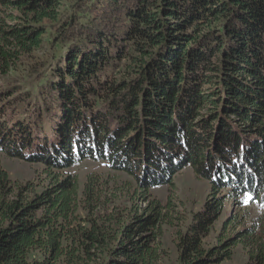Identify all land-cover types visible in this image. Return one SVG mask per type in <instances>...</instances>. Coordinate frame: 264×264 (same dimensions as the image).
I'll return each mask as SVG.
<instances>
[{"label": "trees", "instance_id": "1", "mask_svg": "<svg viewBox=\"0 0 264 264\" xmlns=\"http://www.w3.org/2000/svg\"><path fill=\"white\" fill-rule=\"evenodd\" d=\"M76 2L0 0L1 74L58 30L32 112L0 109V152L44 170L20 183L0 167V264H159L170 215L151 190L188 166L213 193L177 264L231 259L255 235L241 216L223 225L235 236L205 240L227 202L264 204V0ZM249 247L246 264H264V244Z\"/></svg>", "mask_w": 264, "mask_h": 264}, {"label": "rangeland", "instance_id": "2", "mask_svg": "<svg viewBox=\"0 0 264 264\" xmlns=\"http://www.w3.org/2000/svg\"><path fill=\"white\" fill-rule=\"evenodd\" d=\"M77 0H62V7L66 11H71ZM57 29V28H56ZM53 28L51 33L46 36L49 42L36 52L35 56L27 59L16 70L8 75L0 73V109L12 110L14 106L24 104L15 113L16 119L25 118L26 114L32 112L35 99L38 97V89L32 84L49 73V69L56 66L55 53L58 52V45H55L58 30ZM33 92V97L28 94ZM40 95V94H39ZM0 167L7 170L13 180L20 183L32 181L38 183L44 177L43 167L39 164H31L19 159L9 158L0 152ZM97 164L86 162L74 168L78 173L79 180L83 185L89 173L97 171ZM106 172V171H104ZM120 180H128L124 175L118 176ZM213 189L209 180L198 176L195 170L188 166L173 177V183L166 186L152 188V198L159 199L168 206L167 213L170 215L168 223L164 226V237L162 248L166 258H162L159 264H177V242L179 234L193 222L194 215L205 205L206 201L212 196ZM121 198H123L121 194ZM123 205L124 200H119ZM249 206L243 209L235 206L231 201L227 202L226 210L222 218L214 225L212 233L206 238L205 243L208 247L219 243V236L226 233L227 236H235L237 230L232 225L229 230L223 226L233 215L240 217L242 225L239 229L254 230L253 240L264 244V204L247 203ZM141 206H145L144 203ZM252 240V242H253ZM247 246L242 241L234 247L233 256L221 264H246L249 260V247L252 242L246 239ZM255 247V245H254Z\"/></svg>", "mask_w": 264, "mask_h": 264}]
</instances>
